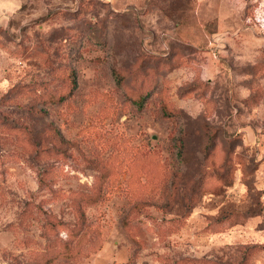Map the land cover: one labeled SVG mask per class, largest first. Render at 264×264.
I'll use <instances>...</instances> for the list:
<instances>
[{"label":"rangeland","instance_id":"obj_1","mask_svg":"<svg viewBox=\"0 0 264 264\" xmlns=\"http://www.w3.org/2000/svg\"><path fill=\"white\" fill-rule=\"evenodd\" d=\"M0 264H264V0H0Z\"/></svg>","mask_w":264,"mask_h":264}]
</instances>
